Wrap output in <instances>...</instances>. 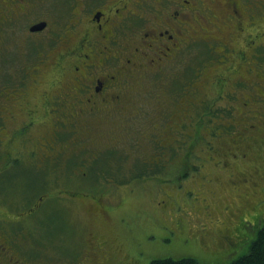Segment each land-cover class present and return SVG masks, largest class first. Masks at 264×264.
<instances>
[{
	"label": "rangeland",
	"instance_id": "obj_1",
	"mask_svg": "<svg viewBox=\"0 0 264 264\" xmlns=\"http://www.w3.org/2000/svg\"><path fill=\"white\" fill-rule=\"evenodd\" d=\"M50 1L57 28L56 20L69 5L76 10L83 6L77 0ZM213 10L222 14L223 6ZM18 20L15 28L9 27L0 37V99L14 87L41 101L44 94H54L59 86L48 83L61 81V74L47 67L54 55L38 58L41 48L21 43L23 49L7 41L13 32L16 43V38L22 39L23 25L30 18ZM67 20L66 16L62 23ZM187 27L184 34L192 31V26ZM260 28L264 29V20ZM118 35L122 45H117L126 47L119 49L121 63L129 65L137 77L138 59L129 53L138 54V50L122 39V31ZM217 50L213 54L209 44L198 38L186 41L184 49L175 53L178 56L165 63L149 50L156 61L145 77L155 92L144 95L143 112L150 111V117L143 121L142 113L125 117L123 129L101 121L85 128L80 136L86 147L67 160L74 162L66 166L72 173L62 165L70 157V150L64 148L69 141L48 150L43 137L51 130L44 118L27 129L14 130L24 119L22 113L15 115L16 122L9 123L7 140L12 143L8 149L18 147L20 159L6 161L5 146L0 145V160L5 159L0 164V225L19 243L16 256L23 264H149L159 257L184 256H193L197 264H224L248 252L264 227V144L256 132L243 141L240 127L233 125L235 107L240 126L257 122L241 109L245 98L236 97L227 85L228 98L214 99L223 90L216 81L210 82L216 72L208 68L207 77L202 74V84L196 85L194 76L206 61H215L211 67L217 68L225 63L230 52ZM129 56L133 62L127 61ZM61 116L67 121L72 118L69 113ZM50 121L53 124L54 119ZM72 144L75 149L76 143ZM242 152L246 158L240 156ZM83 170L116 181L102 185L104 193L97 203L78 192L81 183L76 177Z\"/></svg>",
	"mask_w": 264,
	"mask_h": 264
},
{
	"label": "flooded vegetation",
	"instance_id": "obj_2",
	"mask_svg": "<svg viewBox=\"0 0 264 264\" xmlns=\"http://www.w3.org/2000/svg\"><path fill=\"white\" fill-rule=\"evenodd\" d=\"M77 1H82L81 9L76 10L69 5L63 15L56 20L57 28L53 23L55 15H51L50 0H0V37L9 27L17 26V19L23 22L24 17L30 18V21L25 23L27 25H23L22 31L25 33L22 39L16 38V43V34L13 32L7 41L11 45L20 44L21 48H23L21 43H28L27 48L35 46L41 48L38 58L46 53L47 57L54 55V61L47 67L61 74V81L58 78L48 83L50 87L58 85L60 93H57L58 88L55 87L54 94L52 96L44 94L45 99L41 101L32 94L12 89L14 87L5 90L8 95L0 99V135H3L0 137V145L5 146L6 161L11 159L18 162L20 159L16 155L18 147L11 151L8 149V143H12V140L7 138L11 133L10 124L16 122L15 115L22 113L24 119L21 124L13 126L14 130L27 129L25 127L35 124L42 116L47 123V129L51 130L49 135L43 137V140L47 141L48 150L58 149L65 140L69 141L64 148L70 150L68 153L70 157L65 158L62 165L65 170L72 173L66 166H74V162L67 163V160L86 147L80 136L85 128L101 121L102 124H115L123 129L126 123L122 120L126 121L125 117L137 116L140 113L145 116H142V121L150 117V111L143 112H146L143 110L144 95L155 92L145 77L149 75L150 67L156 61V57L149 53V50L158 55L159 61L171 62L178 56L175 53L184 49L186 41L198 38H203L204 43L209 44L213 54L218 53L217 48L230 53L224 60L225 63L218 68L216 65L211 67L215 62L211 60L199 67L194 76L198 80L196 85L202 84L199 78L206 74L208 68L212 69L211 72H216V79L210 82L216 81L223 90L214 99L228 98L231 90L227 91V85L235 91L236 97L245 98L241 102V109L243 108L245 114L257 122H245L240 126L235 107L232 109L233 125L240 127L243 141L253 137V133L256 132L264 144V29L260 28V22L264 20V0ZM215 6H223V13H216L213 10ZM76 14L78 16H75ZM66 16L69 20L62 23ZM196 22L199 24L201 22V25ZM187 26H192V31L184 34ZM119 31L124 33L122 39L130 40L134 44V49L138 50L136 51L138 54L129 53L138 59L137 77L135 71L131 72L129 65L121 63L119 49L123 50L126 47L117 45L120 43L122 45L118 37ZM208 51L211 53L209 49ZM57 53L58 56L55 55ZM172 54L173 56L169 57ZM130 56L127 61L133 62ZM38 69V66L34 67L33 72ZM124 74L127 76L133 74V78ZM74 80L77 82L72 83ZM191 86H195L194 80L191 81ZM64 91L66 92L62 95ZM60 94L61 97L58 98ZM43 110L44 113H41ZM65 113L71 114L72 118L65 120L61 116ZM245 114L243 118H246ZM52 118L53 124L50 121ZM73 142L76 143L75 149ZM24 144L27 145L28 140ZM238 155L240 154L238 153L236 157ZM240 156L246 158V153L242 152ZM89 161L93 162V159ZM4 162L5 159L0 160V164ZM160 165L163 166V162L160 161ZM88 167L92 169L94 164ZM38 178L36 183L40 181L39 176ZM76 178L80 179L81 183L77 188L82 194L80 196L89 195L96 203L101 200L100 196L104 193L102 185L114 181L108 176L104 178L98 172L93 176L92 172L86 170ZM43 198L42 196L41 199ZM261 201H264V198ZM163 202L166 203L165 200ZM13 236L12 233L7 234L6 229L0 225V264H23L16 256L19 243ZM100 245L101 241L97 248Z\"/></svg>",
	"mask_w": 264,
	"mask_h": 264
},
{
	"label": "trees",
	"instance_id": "obj_3",
	"mask_svg": "<svg viewBox=\"0 0 264 264\" xmlns=\"http://www.w3.org/2000/svg\"><path fill=\"white\" fill-rule=\"evenodd\" d=\"M145 176L144 174H139L138 177ZM153 260V259H152ZM149 264H197L199 263L197 259L193 256H184L179 259H174L172 257H159L155 258ZM224 264H264V227L260 228L254 240H252L249 245V250L244 255L233 259L230 262Z\"/></svg>",
	"mask_w": 264,
	"mask_h": 264
}]
</instances>
